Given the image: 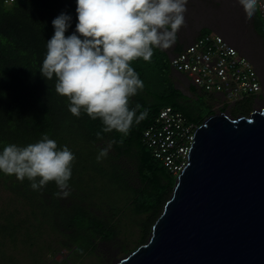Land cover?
<instances>
[{
	"label": "trees",
	"instance_id": "1",
	"mask_svg": "<svg viewBox=\"0 0 264 264\" xmlns=\"http://www.w3.org/2000/svg\"><path fill=\"white\" fill-rule=\"evenodd\" d=\"M61 12L73 17L66 32L69 35L75 30V0H0V150L12 143L26 146L45 135L54 139L58 147L66 145L75 154L69 190L78 195V200L65 206L62 198L54 195L58 191L54 181L34 191L27 178L20 181L15 175L0 172V191L9 190L18 202L22 201L21 209L0 210V264L19 263L15 251L8 253V241L15 247L18 243L29 249L36 247L47 227L52 233L66 237V240H56L63 250L69 252L74 246L72 252L82 258L97 252L98 241L120 239L130 227L119 231L112 219L123 216V210L112 207L114 216L107 219L84 205L87 197L83 190L99 191V181L103 188L111 189L109 184L120 185L127 191V201L137 217L136 225L146 232L142 242H146L174 192L179 174L156 156L154 147L146 142L145 132L168 107L181 112L187 123L195 125V130L216 112L214 108L203 112L189 104L195 96H186L175 87L169 75L170 56L155 48L149 61L138 58L130 62L143 80L144 88L130 97L129 107L139 105L137 115L145 111L148 115L140 123H133L127 135L116 130L103 132L102 120L91 119L83 109L79 117L74 116L68 110V98L55 91V77L46 80L40 74L47 39L54 34L52 20ZM256 19L258 28L262 24L259 16ZM223 110H228V106ZM249 111L250 106L232 109L234 116L238 113L249 116ZM106 138L113 142L118 157L136 159L138 186L130 187L116 165H111L112 170L108 171L104 165L107 157L97 162V154L102 149L98 144ZM129 233L134 234L132 228Z\"/></svg>",
	"mask_w": 264,
	"mask_h": 264
},
{
	"label": "clouds",
	"instance_id": "2",
	"mask_svg": "<svg viewBox=\"0 0 264 264\" xmlns=\"http://www.w3.org/2000/svg\"><path fill=\"white\" fill-rule=\"evenodd\" d=\"M13 1V0H10ZM252 17L261 0H239ZM75 30L71 14L61 12L52 20L54 34L47 39L40 74L55 77V91L68 98V110L76 117L81 110L93 120L99 118L102 131L127 135L139 105L129 107L130 97L144 88L132 61H149L155 48L168 49L185 23L188 0H75ZM253 110H251L252 112ZM250 112V113H251ZM98 136L100 133L97 134ZM111 143L99 150L97 162L108 156ZM75 154L65 145L58 147L47 135L26 146L7 144L0 150V172L27 178L34 191L54 181L55 196L70 195L69 181ZM39 178V179H37Z\"/></svg>",
	"mask_w": 264,
	"mask_h": 264
},
{
	"label": "water",
	"instance_id": "3",
	"mask_svg": "<svg viewBox=\"0 0 264 264\" xmlns=\"http://www.w3.org/2000/svg\"><path fill=\"white\" fill-rule=\"evenodd\" d=\"M194 137L153 238L119 264H264V110Z\"/></svg>",
	"mask_w": 264,
	"mask_h": 264
},
{
	"label": "rangeland",
	"instance_id": "4",
	"mask_svg": "<svg viewBox=\"0 0 264 264\" xmlns=\"http://www.w3.org/2000/svg\"><path fill=\"white\" fill-rule=\"evenodd\" d=\"M184 15L185 23L177 32L176 42L168 49H161L168 56H170V58L179 52V40L183 37V35H187V37H183L182 39V42L185 43L189 39L193 38L197 32L200 33L204 30L210 31L227 37L230 43L231 40L235 42L238 45V48L244 54L248 55L254 64L256 63V67L259 69L264 78V47L262 46L261 39L264 38V28L260 24H258V28L255 27V16L253 15L252 17H248L244 10V6L239 2V0H188L187 11ZM173 71L175 70H173L171 66L169 68L170 76ZM188 79L191 81L190 78ZM179 80L183 85L178 82ZM173 82L175 87L180 89L184 95L195 96L194 98L192 97L195 100H191L189 104H192L195 107L198 106L203 112L213 109L218 103V97L215 95L210 93H195L192 90L190 91L189 88L184 86V82L181 78H176ZM253 99H257V97L248 98L244 101V103H240L238 106L248 107ZM258 100H260V102L257 105V108H264V95ZM225 101L228 106L230 100L227 99ZM219 109L220 108L215 107L216 112H218ZM228 111L232 112L230 109L227 110V112ZM239 115L240 113L235 116ZM110 143L111 148L106 158L108 159V162L106 161L104 164L105 168L108 171H111V165H116L119 171L124 173L127 181L130 182V187L138 186L140 181L137 175L136 159L125 156L118 157L114 144L109 138H106L98 145L105 148ZM175 173L178 175L180 172L176 171ZM100 182L101 181L98 183L99 185L97 184L99 191L83 190L87 197L84 201V205H87L95 215L107 219H112L114 216L111 210L112 207L117 206L120 210H123V216H116L115 219H112L118 224L117 227L119 231H126V229L130 227L126 233L123 235L121 234L120 239L118 238L115 242L100 240L98 241L97 252L93 255H86L82 258L79 257V254L72 252V249H75L74 246L71 250H69V252L67 250H63V246L56 243V240H60L61 238L66 240V237H60L56 233H52L47 227L48 231L41 236L40 243L36 247L33 246L29 249L28 246H24L20 243H18L17 247H15L8 241V253L10 254L11 250L13 252L15 251V257L19 259L18 264H113L114 262L127 256L131 251L135 250L143 243L142 241L146 232L144 229H141V227L136 225L135 219L137 220V217L129 206V201H127V195L125 194L127 191L122 190V186L120 185H116L114 187V185L109 184L108 187L111 189L103 188L101 186L102 183ZM74 192L78 193L75 190ZM76 196L78 195L70 193L68 197L62 198L63 205L68 206L72 200H78V197ZM14 207L21 209L20 207H22V201L18 202L12 192L2 189L0 191V210H6V212H9L13 211ZM131 228L134 231L132 236L129 233ZM21 249L25 252L23 253Z\"/></svg>",
	"mask_w": 264,
	"mask_h": 264
},
{
	"label": "built area",
	"instance_id": "5",
	"mask_svg": "<svg viewBox=\"0 0 264 264\" xmlns=\"http://www.w3.org/2000/svg\"><path fill=\"white\" fill-rule=\"evenodd\" d=\"M258 14L264 28V0L258 5ZM171 66L188 76L200 90L218 97L217 108L228 110L251 97L252 110L258 109L264 94L262 78L254 62L224 36L209 32L171 57ZM220 109L218 111H220ZM195 125L170 107L164 109L157 122L145 132L146 142L154 147L156 156L173 171H181L194 139ZM180 161V164H178Z\"/></svg>",
	"mask_w": 264,
	"mask_h": 264
},
{
	"label": "bare ground",
	"instance_id": "6",
	"mask_svg": "<svg viewBox=\"0 0 264 264\" xmlns=\"http://www.w3.org/2000/svg\"><path fill=\"white\" fill-rule=\"evenodd\" d=\"M254 16H255V22H256V18H258V16H259V14H258V10L256 11V13L254 14ZM256 24V23H255ZM203 34V32H197L196 34H195V36L193 37V38H191V39H189L187 42H182V39H183V37H187V35H183V37L182 38H180V40H179V42H180V47L178 48V49H184L185 47H187L188 45H190V44H192L193 42H195L201 35ZM193 35V34H192ZM221 35V34H220ZM225 37V36H224ZM227 40H229L227 37H225ZM262 39V46L264 47V39L263 38H261ZM231 44L233 45V46H235L236 48H238V45L235 43V42H233L232 40H231ZM239 49V48H238ZM240 50V49H239ZM241 51V50H240ZM179 52H181V51H179ZM178 52V53H179ZM242 52V51H241ZM177 53V54H178ZM243 53V52H242ZM244 54V53H243ZM174 55H176V54H174ZM173 55V56H174ZM246 55V54H245ZM246 56H248V55H246ZM252 60V59H251ZM256 64V63H255ZM258 69V68H257ZM173 70H175V69H173ZM258 72H259V74H260V76H261V78H262V82H263V88H264V78H263V76L261 75V72L259 71V69H258ZM171 77H172V79L175 81V79L176 78H181L182 79V81L184 82V86H186L187 88H189V90L191 91H194L195 93H197V92H205V91H203V90H200V89H198L194 84H193V82H192V80L191 81H189V77L188 76H186L185 74H182V73H178V71H173L172 73H171ZM188 77V78H187ZM187 79V80H186ZM177 82V81H176ZM179 83H181V81L179 80L178 81ZM182 84V83H181ZM183 85V84H182ZM263 92H264V90H263ZM188 93V92H187ZM206 94H207V92H205ZM211 94V93H210ZM213 95V94H212ZM189 96V95H188ZM216 96V95H215ZM190 97H193V96H190ZM217 97V96H216ZM217 105V104H216ZM216 105L214 106V109H215V107H216ZM224 108H221L220 109V111H218V112H215L213 115H211L210 117H208L205 121H204V123L201 125V126H199L198 128H197V130H195V133H194V136H195V134H196V132L202 127V126H205V125H207V123L210 121V120H212V119H214V118H216V117H219V116H226V117H228L231 121H236V122H238L239 121V119H241V118H245L246 120H248V121H250V120H252V113H255V112H259V113H262L263 112V110H264V108H261V109H255V110H253L252 112L251 111H249V112H251V113H249V116L248 115H246V116H243V115H239V116H234L233 114H232V112H227V110L225 111V110H223ZM251 110H252V108H251ZM195 142V137H194V139H193V141H192V143H191V145H190V147H189V150H188V154H187V159H186V163H185V165H184V167L182 168V170L180 171V173H179V175H178V177H177V182H176V184L175 185H177V183H178V179H179V176L181 175V173H182V171H183V169L185 168V166L187 165V164H189L190 163V161H189V151H190V149H191V147H192V145H193V143ZM175 188H176V186H175ZM175 188H174V190L173 191H175ZM173 197H174V192H173V194L171 195V197H170V199L168 200V202L169 201H171L172 199H173ZM165 207H166V204H165V206H164V210H163V212L161 213V215H160V217L164 214V212H165ZM160 217L156 220V222L153 224V226H152V231H151V234H150V237H149V239L145 242V243H143V244H141V245H139L135 250H133V251H131L127 256H125L124 258H122V259H120V260H118V261H116V262H114L113 264H119V263H121V261L122 260H125V259H127V258H129L134 252H136L140 247H142V246H146L148 243H150V241H151V239L153 238V235H154V227H155V224L157 223V221L160 219Z\"/></svg>",
	"mask_w": 264,
	"mask_h": 264
}]
</instances>
